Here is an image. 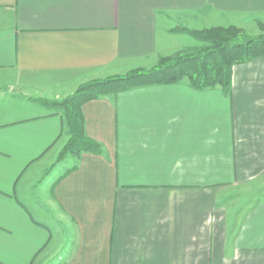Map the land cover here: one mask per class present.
I'll list each match as a JSON object with an SVG mask.
<instances>
[{
  "label": "crops",
  "instance_id": "0c3cea01",
  "mask_svg": "<svg viewBox=\"0 0 264 264\" xmlns=\"http://www.w3.org/2000/svg\"><path fill=\"white\" fill-rule=\"evenodd\" d=\"M258 21L264 0H0V264H264V55L228 90L86 102L78 154L42 101Z\"/></svg>",
  "mask_w": 264,
  "mask_h": 264
},
{
  "label": "trees",
  "instance_id": "16d2710c",
  "mask_svg": "<svg viewBox=\"0 0 264 264\" xmlns=\"http://www.w3.org/2000/svg\"><path fill=\"white\" fill-rule=\"evenodd\" d=\"M209 29V28H208ZM210 30L216 33L203 37L211 48L186 47L173 56L160 60L152 70L130 73L81 87L66 100L58 103L68 120L71 138L61 157L67 153L78 154L85 147L94 145L85 140L83 105L102 95L129 90L150 84H173L187 77L197 89L217 85L228 90L231 85L232 66L235 63L264 55V36L237 39L240 35L236 26H218Z\"/></svg>",
  "mask_w": 264,
  "mask_h": 264
},
{
  "label": "rangeland",
  "instance_id": "374dc122",
  "mask_svg": "<svg viewBox=\"0 0 264 264\" xmlns=\"http://www.w3.org/2000/svg\"><path fill=\"white\" fill-rule=\"evenodd\" d=\"M176 28H178L180 30H185V28L183 26H181V25H177ZM239 31H240L239 32L240 35L236 37L237 39L258 38V37L264 36V21H258L256 23V25L253 26L249 30H245L243 28H239ZM189 32H190L191 36L193 37L191 39V45L194 44L191 47H205V48H211L212 47L211 44L205 43V41H204L205 39L203 37H205L206 35H209V33L214 34V33H216V31L210 30V28L209 29L207 28V29H200V30H189ZM168 56H173V54L172 55H168ZM168 56H161L157 60H155L153 63H151V64H149L147 66L141 67V68H137V69H135L133 71H130L127 74L139 73V72L152 70V69H154L155 67H157L159 65L161 59L167 58ZM127 74H125V75H127ZM119 76H123V75H115V76H111V77H107V78H103V79H92V80H89L87 82L82 83L81 85H79L74 90V92L72 94L64 96L61 99H56V100H52V101L48 100V99H44L42 101H44L46 103L50 102V104H52V105H58V103H61L62 101L66 100L71 95L76 93L81 87L92 85L94 83L105 82L108 79L110 80V79H113V78L119 77ZM91 148L92 147L90 145L88 147H85L84 150L85 149H91Z\"/></svg>",
  "mask_w": 264,
  "mask_h": 264
}]
</instances>
